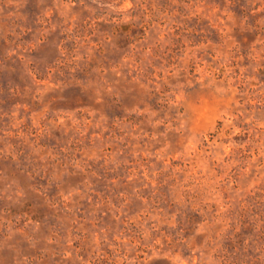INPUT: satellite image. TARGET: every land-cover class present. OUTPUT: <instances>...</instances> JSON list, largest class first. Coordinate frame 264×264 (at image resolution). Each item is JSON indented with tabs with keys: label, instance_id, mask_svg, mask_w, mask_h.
<instances>
[{
	"label": "rangeland",
	"instance_id": "rangeland-1",
	"mask_svg": "<svg viewBox=\"0 0 264 264\" xmlns=\"http://www.w3.org/2000/svg\"><path fill=\"white\" fill-rule=\"evenodd\" d=\"M0 264H264V0H0Z\"/></svg>",
	"mask_w": 264,
	"mask_h": 264
}]
</instances>
